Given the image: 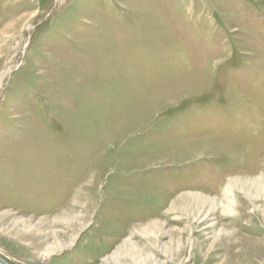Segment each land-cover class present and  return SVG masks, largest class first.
<instances>
[{
    "label": "rangeland",
    "instance_id": "rangeland-1",
    "mask_svg": "<svg viewBox=\"0 0 264 264\" xmlns=\"http://www.w3.org/2000/svg\"><path fill=\"white\" fill-rule=\"evenodd\" d=\"M0 257L264 264V0H0Z\"/></svg>",
    "mask_w": 264,
    "mask_h": 264
},
{
    "label": "bare ground",
    "instance_id": "bare-ground-1",
    "mask_svg": "<svg viewBox=\"0 0 264 264\" xmlns=\"http://www.w3.org/2000/svg\"><path fill=\"white\" fill-rule=\"evenodd\" d=\"M237 179H238V178H237ZM237 179H236V180H237ZM257 180H258V179L252 181L251 183H252L253 185H255V183H257V184L259 183L258 186H259V188L261 189V186H262V185L260 184V181H259V180L257 181ZM238 181H239V179H238ZM255 186H256V185H255ZM249 190H250V189H249ZM261 190H262V189H261ZM222 205L224 206V207H222V208L227 209V210H229V209L231 210V207H232V203H231V202H229L228 204H223V203H222ZM224 211H225V210H224ZM228 212H229V211H228Z\"/></svg>",
    "mask_w": 264,
    "mask_h": 264
},
{
    "label": "water",
    "instance_id": "water-1",
    "mask_svg": "<svg viewBox=\"0 0 264 264\" xmlns=\"http://www.w3.org/2000/svg\"><path fill=\"white\" fill-rule=\"evenodd\" d=\"M0 264H9L6 260L0 257ZM160 264H178L175 262H165V263H160Z\"/></svg>",
    "mask_w": 264,
    "mask_h": 264
}]
</instances>
